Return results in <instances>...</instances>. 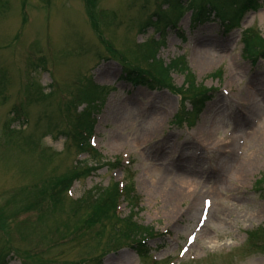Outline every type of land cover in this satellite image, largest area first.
Segmentation results:
<instances>
[{
  "label": "rangeland",
  "instance_id": "1",
  "mask_svg": "<svg viewBox=\"0 0 264 264\" xmlns=\"http://www.w3.org/2000/svg\"><path fill=\"white\" fill-rule=\"evenodd\" d=\"M223 1L236 6L225 18L230 28L214 12L196 23L185 10L177 22L184 37L169 26L162 39L156 26L142 31L156 11L168 13L162 0H0V259L264 264V60L244 59L240 41L246 28L264 38V0L246 9L250 0ZM149 38L164 43L165 62L184 55L190 87L177 72L155 91L132 82L143 75L126 77L132 68L158 83L148 71ZM91 83L110 88L94 114V158L66 135ZM203 91L211 99L193 127L176 121ZM85 164L97 167L87 178L78 172ZM128 165L142 196L130 214L158 233L145 257L125 246L126 224L117 229L111 213L74 201L125 183ZM178 175L197 186L170 192ZM119 211L128 214L127 202Z\"/></svg>",
  "mask_w": 264,
  "mask_h": 264
},
{
  "label": "trees",
  "instance_id": "2",
  "mask_svg": "<svg viewBox=\"0 0 264 264\" xmlns=\"http://www.w3.org/2000/svg\"><path fill=\"white\" fill-rule=\"evenodd\" d=\"M177 1V0H176ZM182 0H179V3L174 2V0H172V2L174 4H180L182 2H180ZM194 2V0H191V3ZM153 45H147L150 50L148 51V59H149V69L148 71L152 74H156L159 78V80L163 81V82H167L169 81V77H168V73H170L172 70L178 71L180 74H183L184 77L187 74L188 71V67H187V63L184 60L183 57H179V58H175V59H171L167 64H164V61L159 60V58L156 57V46L157 43L152 41L151 42ZM242 43H243V52L244 55L249 59H256L255 57L258 54H262V50L264 48V40L259 37L254 31H252L251 29L246 30L243 34H242ZM157 58V59H156ZM144 74V73H143ZM130 76H132V73H129ZM147 75H149L148 73L144 74V77L147 78ZM193 78V77H191ZM147 80V79H146ZM192 84L191 82H186V78H185V85L186 88L190 87ZM95 90H87L86 94H84V100L88 102L87 105H90V101L92 100L91 95L92 92ZM201 93V92H200ZM197 94V93H195ZM206 97L201 96V97H197L196 99L191 100V106L195 111H199L202 106L203 103L205 102ZM200 112V111H199ZM197 112V113H199ZM83 116L80 120H82V126L86 129L89 130L90 127L92 126V123L89 121V113H91L90 107L89 110L85 109L83 112ZM79 123V122H78ZM80 173H82V171H78ZM108 191H112V192H108ZM100 190L97 189L95 192L93 191H88L85 193L84 196H81V198H78L75 200V203H77L78 205H81V203H84L83 200L87 201L88 204L90 205V207L92 208H97L99 211L103 212V213H111V218H113V215H115V209H116V204H117V198L115 193L118 192V189L116 187V185H114V187H110L109 190ZM115 195V197H114ZM41 202L44 200V197H40ZM92 218H95L97 215L95 214V212L91 213ZM114 219V218H113ZM115 227H117V229H119L121 224H126L128 226L127 231H128V236L126 237L125 241L128 240H132V241H137V236H143L146 235L145 233H148L149 231L147 230V228H142L139 225H137L134 222L130 221V217L127 218H115ZM127 240V241H128ZM125 244V243H123ZM118 244V247H121L123 245ZM118 247H116L115 249H117ZM144 248L138 249L137 248V253L142 255L144 253ZM84 264H89V263H84Z\"/></svg>",
  "mask_w": 264,
  "mask_h": 264
},
{
  "label": "bare ground",
  "instance_id": "3",
  "mask_svg": "<svg viewBox=\"0 0 264 264\" xmlns=\"http://www.w3.org/2000/svg\"><path fill=\"white\" fill-rule=\"evenodd\" d=\"M204 41V40H203ZM204 44H206V43H204ZM220 47H222V45H219ZM263 83H264V81H263ZM240 121H242V120H240ZM190 163H192V161H190ZM191 170L193 171V170H196V168H191ZM206 171H207V169H206ZM161 173H163V172H161ZM169 175V174H168ZM178 178H181L180 180H176V181H172L171 183H169V185H168V190L170 191V192H174V191H181V192H183V191H185L186 189H191L190 187L191 186H197L196 185V183L198 184V182H194L191 178H185L184 176H180V175H178L177 176ZM162 179V174L160 175V180Z\"/></svg>",
  "mask_w": 264,
  "mask_h": 264
}]
</instances>
